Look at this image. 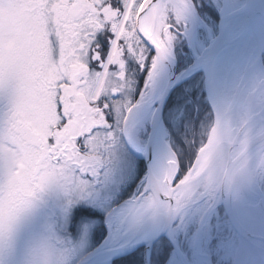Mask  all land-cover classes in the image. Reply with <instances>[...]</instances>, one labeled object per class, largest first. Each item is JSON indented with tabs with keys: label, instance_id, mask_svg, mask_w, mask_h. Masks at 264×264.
<instances>
[{
	"label": "snow or ice",
	"instance_id": "snow-or-ice-1",
	"mask_svg": "<svg viewBox=\"0 0 264 264\" xmlns=\"http://www.w3.org/2000/svg\"><path fill=\"white\" fill-rule=\"evenodd\" d=\"M245 70L264 77V0H0V264H17L41 216L48 236L23 264H112L141 245L128 264L247 253L251 207L192 204L183 172L165 180L174 124L242 103ZM53 84L50 121L38 101ZM90 210L107 228L98 245Z\"/></svg>",
	"mask_w": 264,
	"mask_h": 264
},
{
	"label": "clouds",
	"instance_id": "clouds-1",
	"mask_svg": "<svg viewBox=\"0 0 264 264\" xmlns=\"http://www.w3.org/2000/svg\"><path fill=\"white\" fill-rule=\"evenodd\" d=\"M257 73L245 70L236 87L247 96L227 113L186 110L174 124L176 173L165 177L167 186L183 172L184 183L176 188L190 197L189 203L244 204L253 209L249 217L253 227L245 234L251 249L213 252L210 264H264V200H254L255 194L264 192V104L248 102L250 96H264V89L252 87ZM160 195H167L164 188L156 194L157 200ZM38 221L36 240L40 241L48 236L47 218L41 216ZM94 224L99 228L101 220L95 218Z\"/></svg>",
	"mask_w": 264,
	"mask_h": 264
},
{
	"label": "rangeland",
	"instance_id": "rangeland-1",
	"mask_svg": "<svg viewBox=\"0 0 264 264\" xmlns=\"http://www.w3.org/2000/svg\"><path fill=\"white\" fill-rule=\"evenodd\" d=\"M55 93H56V86L55 84H53L47 92L41 94L38 101L39 108L48 117L50 121H54L57 118V113L55 111L56 109ZM175 104H176V97L173 95L170 98L169 106H175ZM201 108L207 110L205 102L201 105ZM125 190L128 189L126 188ZM89 223L93 224L95 227L94 220L89 221ZM39 231H40V225H39V221L37 220L27 230L21 244L18 247L17 257H16L17 264H23L24 258L28 255L30 248L33 246L34 241L37 239ZM94 242L95 240L92 237V243L94 244ZM135 255L141 257L140 252L136 253Z\"/></svg>",
	"mask_w": 264,
	"mask_h": 264
},
{
	"label": "trees",
	"instance_id": "trees-1",
	"mask_svg": "<svg viewBox=\"0 0 264 264\" xmlns=\"http://www.w3.org/2000/svg\"><path fill=\"white\" fill-rule=\"evenodd\" d=\"M205 104H206V109L207 110L210 109L209 104L207 102H205ZM90 211H92V210H90ZM104 235H105V228H103V226H102V228L99 229L98 240H99V238H102ZM135 254L136 253L129 255V256H126V257H123V258L117 260L114 264H128L129 259L132 258ZM135 257H137L139 260L142 261L140 256L135 255Z\"/></svg>",
	"mask_w": 264,
	"mask_h": 264
},
{
	"label": "water",
	"instance_id": "water-1",
	"mask_svg": "<svg viewBox=\"0 0 264 264\" xmlns=\"http://www.w3.org/2000/svg\"><path fill=\"white\" fill-rule=\"evenodd\" d=\"M169 99H170V98H169ZM102 241H103V240H102ZM102 241H101L100 243H102ZM138 249H141V250L143 251V260H144V258H145V250H144V246L141 245L140 248H132V249L126 251V252H123V253H121V254L116 255V256L112 259V264H113V262H114L116 259H119V258H121V257L127 256V255H129L130 253H132V252H134V251H136V250H138Z\"/></svg>",
	"mask_w": 264,
	"mask_h": 264
},
{
	"label": "bare ground",
	"instance_id": "bare-ground-1",
	"mask_svg": "<svg viewBox=\"0 0 264 264\" xmlns=\"http://www.w3.org/2000/svg\"><path fill=\"white\" fill-rule=\"evenodd\" d=\"M261 78H264V77H262L261 74L258 72V73L256 74V76H255L253 82H252V87H253V88H259V87H260V85H259V81H260Z\"/></svg>",
	"mask_w": 264,
	"mask_h": 264
},
{
	"label": "flooded vegetation",
	"instance_id": "flooded-vegetation-1",
	"mask_svg": "<svg viewBox=\"0 0 264 264\" xmlns=\"http://www.w3.org/2000/svg\"><path fill=\"white\" fill-rule=\"evenodd\" d=\"M131 187V188H130ZM133 187V188H132ZM127 189L128 190H124L123 192H122V194H121V197L122 196H126L129 192H130V190L131 191H133V189H134V184H131V185H129L128 187H127ZM93 213H95V216L98 218L99 216V212L98 211H94ZM96 232H97V229H96Z\"/></svg>",
	"mask_w": 264,
	"mask_h": 264
}]
</instances>
